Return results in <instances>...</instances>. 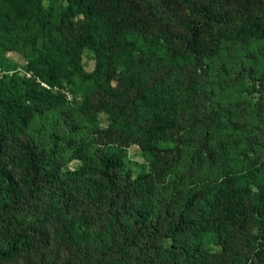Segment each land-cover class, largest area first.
<instances>
[{"label": "rangeland", "instance_id": "1", "mask_svg": "<svg viewBox=\"0 0 264 264\" xmlns=\"http://www.w3.org/2000/svg\"><path fill=\"white\" fill-rule=\"evenodd\" d=\"M163 1L169 5L165 20L142 0H0V239L50 211L58 164L72 171L83 158L96 162L108 152L123 159V177L152 175L150 190L140 187L120 206L148 210L163 223L185 212L191 193L214 200L222 190H243L245 176L258 170L246 191L252 221L237 248L242 264H264V39L223 42L201 68L196 57L206 51L211 30L198 31L192 9L199 0ZM68 6L88 29L78 61L65 53L58 31ZM88 6L85 19L77 12ZM46 60L58 68L53 77ZM138 86L177 120L179 135L154 140V110L141 101L137 112L120 110L122 98ZM31 88L36 98L24 99ZM16 112L25 119L18 121L19 133L9 127ZM165 153L179 158L162 173L157 160ZM76 197L69 214L45 224L47 244L40 241L34 254L2 264H85L87 255L93 264H106L117 222L100 194ZM246 240L257 248L242 249ZM172 242L162 234L154 244L163 254ZM202 245L218 255L215 234Z\"/></svg>", "mask_w": 264, "mask_h": 264}, {"label": "trees", "instance_id": "2", "mask_svg": "<svg viewBox=\"0 0 264 264\" xmlns=\"http://www.w3.org/2000/svg\"><path fill=\"white\" fill-rule=\"evenodd\" d=\"M142 1L156 11V15L161 20L166 19L165 13L169 5L167 6L163 0ZM161 9L162 14L158 12ZM192 10L193 17L198 19V31L211 30L206 51L196 57L201 68V61L205 58H214L222 49L223 42L246 45L251 40L264 39V0H199L198 5ZM91 12L92 8L88 6L77 13L88 19ZM74 17V9L68 6L61 13L58 31L65 53L78 61L83 48L87 45L88 29L81 17ZM45 64L51 69L49 71L53 77L58 70L57 66L48 60ZM36 94L37 91L31 88L26 90L22 97L31 100L36 98ZM121 101H123V104L119 106L121 111L137 112V101L153 108L154 120L150 131L152 138L156 141L171 135H179L182 131L177 120L160 108L158 100L147 95L144 87L138 86L136 90L126 94ZM19 120L25 121L23 114L16 112L11 117V126H9L15 133L21 131L18 125ZM234 128L237 127L234 126ZM213 153L210 149L207 156L213 158ZM178 158V153L162 155L157 160L159 170L165 173ZM83 160L82 166L67 172H63L62 165L58 164L50 179L55 204L50 207V211L44 213L43 218H37L27 226H19L9 231L3 240L0 239V264L15 261L27 254H34L40 247V241L47 244L48 232L45 224L50 219L58 220L69 214L76 206V196L81 195L82 192L89 193L91 196L100 194L108 205L112 218L117 222L119 233L107 242L106 264L243 263L244 254H241L237 248V238L240 234H246L247 226L252 221L251 203L246 196V191H250L258 170H251L245 176L243 190L238 188L222 190L214 200L208 201L201 194L191 193L183 204L185 212L179 216L170 214V221L163 223L159 220L153 221L148 210L130 208L127 205L120 206L122 199H126L140 187H147L150 190L152 175L139 174L133 180L130 175L123 177L122 170L125 163L115 153L102 152V156L96 162H89L85 158ZM29 167L32 175H35L37 173L35 163L31 161ZM261 168L264 169V161ZM200 199L205 200V205L196 204ZM121 217L132 219V222L128 224L125 220L121 221ZM83 223L88 225L89 221L85 219ZM162 234L173 239L172 248L163 254L157 252L154 244ZM209 234H215L218 239V255H210L202 245L204 238ZM146 243L151 246L147 247ZM245 243L242 249H246L247 245L257 248V245L250 243L249 240ZM82 254L85 256L87 253L82 251ZM88 258V255L85 256V264H93Z\"/></svg>", "mask_w": 264, "mask_h": 264}]
</instances>
